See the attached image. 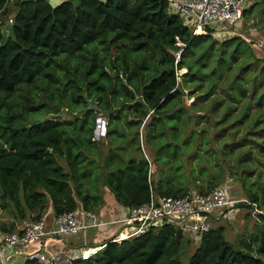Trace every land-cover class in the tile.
I'll use <instances>...</instances> for the list:
<instances>
[{"label":"trees","instance_id":"1","mask_svg":"<svg viewBox=\"0 0 264 264\" xmlns=\"http://www.w3.org/2000/svg\"><path fill=\"white\" fill-rule=\"evenodd\" d=\"M1 14H7V22L0 21V203L21 222L43 215L52 219L78 206L98 209L100 182L129 208L148 202L151 193L176 197L188 192L181 167L172 164L177 153L182 155L179 147L189 143V137L180 145L173 141L194 118L184 107L188 85L209 102L213 114L247 99L234 123L246 127L253 121L251 127H260L259 142L248 155L253 147L264 149V59L261 64L257 58V66L251 47L238 36L218 42L209 35L210 27L193 34L166 0H64L55 6L46 0H0ZM239 51L245 58L237 61ZM89 103L97 111L84 109ZM60 106L82 114L40 120L42 112L57 113ZM98 114L107 118L103 156L101 137L95 136ZM165 127L171 134L166 142ZM140 128L158 148L153 162L163 150L161 160L168 164L165 179L154 187L151 163L139 144ZM248 174L241 172V192L256 205L257 222L237 247L227 241L222 225L193 240L163 224L119 242L106 239L88 258L71 257V264H182L184 240L196 243L188 264H264V179L255 190L245 184ZM214 186L208 182V191H202L195 185L199 192ZM21 264L38 263L25 258Z\"/></svg>","mask_w":264,"mask_h":264},{"label":"rangeland","instance_id":"2","mask_svg":"<svg viewBox=\"0 0 264 264\" xmlns=\"http://www.w3.org/2000/svg\"><path fill=\"white\" fill-rule=\"evenodd\" d=\"M46 1L55 6L64 0ZM246 6L245 15L242 16L236 25L228 30L221 25H216L214 26L216 32L208 31V33L213 40H217L218 42L227 40L233 36H238L251 47L255 56L253 62L257 64V66H260L262 64L261 59H264V0H247ZM0 21L5 24L7 22V14H1ZM201 34H204V32ZM176 45L182 46V43L178 41ZM179 51L180 50H178V52ZM178 52H176V54ZM243 58H245V53L239 51L237 61H240ZM257 58L260 60L261 64ZM234 63L235 61H232L231 65ZM257 66L256 68L258 69ZM185 71L186 69L182 68L178 72V75L181 77V74ZM76 75H78V73H76ZM253 75L256 77V73L251 76ZM180 79L181 78H179V80ZM191 87V85H188L186 88L188 94L187 99L184 101V107L187 109L186 113L194 116V118L191 123H188L185 126L181 133L176 134V136L179 135L180 138H175L173 140L180 145L184 138L189 137V143L186 144L185 149L179 147V150H181L180 154L182 155L179 157V153H177L172 159V164L181 167V171L183 172L182 183L187 185L188 192L199 191V189L195 187L197 184L203 187L202 191H208L207 187L209 182V186L215 184L213 189L217 187H226L228 191L231 192L233 198L237 199L236 204L230 205L228 209L215 210L213 213L217 215V217L221 211L224 210V212L218 217V219H212L211 223V226L213 227L222 225L225 229V237L227 241L234 247H237L240 240L242 241L243 238H246L247 240L248 234L253 231L255 223L257 222L256 205L246 200L241 192L243 181L241 179V172H246V174L250 173L245 178V184H251L253 189L257 190V181L261 182L264 179V149L253 147L254 149L248 155V148L259 142V133L257 130L260 127H251L253 121L246 127H244L243 123H240L237 126L235 125L237 123H234L238 118L236 115H239L246 110L247 99L237 103L235 108H233L234 106L232 104L230 111L225 107L223 111L219 110L213 114V110L210 112L208 111L209 102L207 100L201 101L199 99L200 92L192 91ZM78 111L79 110L71 108V106H60L59 112H42L39 115V118H51L52 116H56L61 120H72L82 114ZM99 115L101 114H98V116ZM127 118L129 119L131 116L127 115ZM97 129L98 137H101L100 156H103L107 151V139L103 134L104 130H107L106 116L104 124ZM118 130L125 131L127 135H132V133H134L133 128L128 127H119ZM165 130L167 138L163 140L164 142L171 138V134L167 127H165ZM139 133L140 148L142 149L144 156L151 163V165L149 164V179L152 187H154L160 178L165 179L164 174L166 172L164 171L168 169V164L161 160L165 156V152L160 150L161 152L158 153L160 156L159 160L153 162V158L157 154L156 149L158 148L153 147L146 141L144 129L140 128ZM155 142L156 140H154V143ZM170 146L173 147V145ZM262 146H264V143ZM172 147H169V149H172ZM162 172L164 173L162 174ZM173 183L177 185V181L173 180ZM97 185L99 196L102 197V205L94 210V212L105 218H109V215L110 217L115 218L117 216V206L116 202L110 197V195L112 196L111 192L104 182H100ZM242 198L245 202L237 205ZM109 204L112 205L107 206ZM107 207L110 211L105 210ZM12 223L14 224V230L22 228L25 225V222L23 223L17 219L13 209L9 205L3 206L0 203V232L11 230L12 228L10 225ZM159 226L160 225L155 227ZM111 229L112 228L106 229L105 227L99 229L91 228L90 230L87 229L86 232L93 233V235H95L93 236V241H99L98 243H101ZM91 233H87L85 238H89ZM195 244L196 243L187 245L186 240H184L179 255L182 264H188L189 257L195 249ZM253 246L256 248V244H253ZM85 247L90 246L86 245ZM15 250H18V248L6 252L13 253L9 260V264H21L24 261V255L19 254V251L14 253ZM252 250L256 254V250Z\"/></svg>","mask_w":264,"mask_h":264},{"label":"built area","instance_id":"3","mask_svg":"<svg viewBox=\"0 0 264 264\" xmlns=\"http://www.w3.org/2000/svg\"><path fill=\"white\" fill-rule=\"evenodd\" d=\"M14 1L16 0H10V3ZM166 1L171 12L181 16L185 24L193 27V34L205 32L206 27L215 31L216 25L228 30L238 23L247 7V0ZM97 118L99 121H96V128H100L105 122V116L99 115ZM236 201L226 187H217L209 192L191 191L176 197L151 193L148 202L132 208H122L116 218H105L78 206L72 211L53 217L51 225L46 216H41L17 230L0 232V264H9L13 253L6 252L17 248L14 253L19 251V254L24 255V259L34 260L38 264H71V257L86 259L104 244L79 247L77 252L71 255L61 249L44 250L42 240L55 236L73 237L91 228L109 229L117 226L109 240L119 242L141 235L151 227L171 224L180 229L187 238L198 240L209 231L212 219H218L224 210L230 205H235ZM217 209H224L218 217L213 213ZM28 247L32 249L27 250Z\"/></svg>","mask_w":264,"mask_h":264},{"label":"crops","instance_id":"4","mask_svg":"<svg viewBox=\"0 0 264 264\" xmlns=\"http://www.w3.org/2000/svg\"><path fill=\"white\" fill-rule=\"evenodd\" d=\"M110 197L114 200L113 196L110 195ZM111 205L112 204H109L107 206H111ZM116 206H117V216H118V213L119 214L121 213V209L125 208V207L121 206L117 202H116ZM105 210L106 211H110V209H108V207L105 208ZM103 212L106 213L105 211H103ZM46 214L49 215V216L52 215L50 207L47 209ZM109 218H112V217H110V215H109ZM48 221H49V225H51L52 219L48 218ZM27 222H28V220H27ZM116 228H118V227L117 226L112 227V229L107 234V236H106V238L104 240L108 239L109 235ZM87 233H91V232H81V233H79V234H77L76 236H73V237H60V236L47 237L46 239L42 240V242H43L42 243L43 244L42 248L44 250L62 249L63 251L72 254V252L73 253L77 252L79 247H84L86 245L88 246V245H92V244L94 246H98V244H101V243H98L99 241L98 242L93 241V236H95V235H93V233H91L89 238H85L87 236ZM101 234H102V232H101ZM101 234H99V235H101Z\"/></svg>","mask_w":264,"mask_h":264},{"label":"water","instance_id":"5","mask_svg":"<svg viewBox=\"0 0 264 264\" xmlns=\"http://www.w3.org/2000/svg\"><path fill=\"white\" fill-rule=\"evenodd\" d=\"M94 109V110H97V107L95 106V105H93V104H90L89 103V105H88V107H86V108H84V109ZM57 115V114H56ZM41 120V119H40ZM97 122L99 121V118H97V120H96ZM95 136L97 137L98 136V134H97V128L95 129Z\"/></svg>","mask_w":264,"mask_h":264},{"label":"clouds","instance_id":"6","mask_svg":"<svg viewBox=\"0 0 264 264\" xmlns=\"http://www.w3.org/2000/svg\"><path fill=\"white\" fill-rule=\"evenodd\" d=\"M79 207H81V206H79ZM44 216H45V215H44ZM46 217H47V216H46ZM52 218H53V217H52ZM29 222H31V221H29ZM25 225H26V224H25ZM111 234H112V233H111ZM111 234H110V235H111ZM110 235H109V236H110ZM108 239H109V237H108ZM88 246H94V245H88Z\"/></svg>","mask_w":264,"mask_h":264}]
</instances>
